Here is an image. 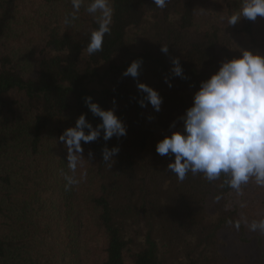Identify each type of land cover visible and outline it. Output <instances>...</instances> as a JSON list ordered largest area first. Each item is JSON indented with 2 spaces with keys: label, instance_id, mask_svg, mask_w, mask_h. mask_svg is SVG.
Masks as SVG:
<instances>
[{
  "label": "trees",
  "instance_id": "obj_1",
  "mask_svg": "<svg viewBox=\"0 0 264 264\" xmlns=\"http://www.w3.org/2000/svg\"><path fill=\"white\" fill-rule=\"evenodd\" d=\"M90 2L66 26L71 0H0V264H218L219 233L255 236L247 224L264 217V187L250 180L237 193L224 175L190 172L180 181L155 145L183 131L194 93L221 61L241 49L264 55V18L228 25L239 0H168L163 9L110 0L111 32L90 56ZM173 58L183 77L172 74ZM135 59L138 76L122 75ZM140 83L158 92L159 111L141 106ZM85 97L113 110L126 134L105 141L101 129L81 141L72 173L59 136L81 114L101 123ZM105 146L119 147L112 166Z\"/></svg>",
  "mask_w": 264,
  "mask_h": 264
},
{
  "label": "clouds",
  "instance_id": "obj_2",
  "mask_svg": "<svg viewBox=\"0 0 264 264\" xmlns=\"http://www.w3.org/2000/svg\"><path fill=\"white\" fill-rule=\"evenodd\" d=\"M167 2L153 0L160 9ZM83 4L84 0H71L73 11L63 20L66 26L79 19L77 14ZM86 11L95 16L97 25L90 32L86 45V52L91 56L102 51L104 37L111 32L114 8L110 0H91ZM258 16L264 18V0H239V7L228 16L227 24L235 25L242 18L255 21ZM168 50L167 45H161V53L167 54ZM141 63V59L131 61L122 75L136 78ZM172 64V74L183 77L179 59L173 58ZM165 83L171 87L169 78H165ZM138 88L146 94L140 100L141 106L146 99L154 110L159 111L162 98L158 92L143 83L138 84ZM85 103L101 123L93 128L81 114L75 126L66 128L58 138L66 148L67 166L72 173L83 161L81 141H95L100 137L101 129L105 141L126 134L124 124L113 110L102 109L91 102V97H85ZM181 119L183 131L173 130L155 145L158 155L172 158L167 169L178 180L183 181L190 172L203 174L208 181L224 175L228 177L227 185L237 193L250 180L264 187V55L241 49L238 57L221 61L218 70L200 82L192 105ZM174 127V124L170 125V128ZM118 152L119 147L109 149L105 146L101 152L102 161L112 166ZM70 182L75 184L78 180L74 177ZM219 199V196L215 197V200ZM247 227L252 232L264 233V217L253 220Z\"/></svg>",
  "mask_w": 264,
  "mask_h": 264
},
{
  "label": "rangeland",
  "instance_id": "obj_3",
  "mask_svg": "<svg viewBox=\"0 0 264 264\" xmlns=\"http://www.w3.org/2000/svg\"><path fill=\"white\" fill-rule=\"evenodd\" d=\"M247 238L245 243L235 233H219L215 249L218 264H264V233L256 232Z\"/></svg>",
  "mask_w": 264,
  "mask_h": 264
}]
</instances>
